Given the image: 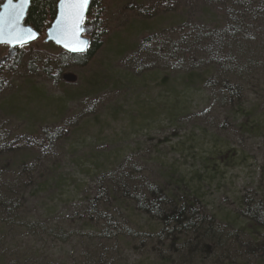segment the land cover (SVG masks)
<instances>
[{
    "label": "rangeland",
    "instance_id": "1",
    "mask_svg": "<svg viewBox=\"0 0 264 264\" xmlns=\"http://www.w3.org/2000/svg\"><path fill=\"white\" fill-rule=\"evenodd\" d=\"M229 2L102 0L97 26L85 17L86 35L97 27L101 46L84 65L45 42V33L5 61L8 45L0 44V66L13 61L0 68V200L11 210L0 223V264H101V224L88 218L89 201L108 184L119 189L117 174L137 186L185 177L202 214L223 227L233 193L264 153L254 139L242 143L238 115L220 101L224 76L211 58ZM208 62L212 82L185 81L186 70ZM68 71L76 83L63 81ZM92 76L97 83L88 84ZM229 145L247 155L243 168L233 161L211 179L194 172L213 146L223 161ZM107 205L121 212V232L142 234L122 239L116 264H221L222 251L207 234L178 239L163 231L148 240L143 233L155 230L154 220L125 201Z\"/></svg>",
    "mask_w": 264,
    "mask_h": 264
},
{
    "label": "trees",
    "instance_id": "2",
    "mask_svg": "<svg viewBox=\"0 0 264 264\" xmlns=\"http://www.w3.org/2000/svg\"><path fill=\"white\" fill-rule=\"evenodd\" d=\"M229 1L226 3L229 10L228 22L218 34L216 33L219 37V49L211 58L214 65L221 66L224 76L219 92L220 101L238 115L234 126L241 135L242 143L245 144V139H254L256 140L254 143H257L255 149L262 153V150L264 151V0ZM56 2L57 0H31L25 22L30 24L39 35H44L46 27L54 17ZM101 8L102 0H90L86 18L95 21L96 26L98 11ZM100 36L96 27L91 33L90 46L86 52L74 54L61 50V53L77 61L79 65H84L99 50ZM18 49L20 50V47ZM6 65L10 67L13 61ZM197 66L200 68L195 70L193 67L186 70L185 81L195 84L212 82L214 74L211 73L213 69H209V62L205 68L199 64ZM68 73L72 72L62 74L63 81L68 84L76 83L77 78L68 80ZM95 78V76L90 77L87 80L88 84L97 83ZM223 127L224 124L220 129ZM213 147L205 156L204 154L201 156L200 165L194 171L198 176L202 174L210 179L216 177L221 167L226 169L233 161L236 165L244 167L247 155L242 151L243 149L229 145L226 158L219 161L218 148ZM256 159L255 172L249 174L251 176L246 185L244 184L246 180H243L240 192L233 193L234 206L228 207L230 209L223 213V227L216 225L215 216L208 217L205 213L202 214L196 199L197 188L193 186L191 180L185 177L175 179L170 174L163 178V181H143L142 186H137L133 178L129 183L122 174H120L122 176L117 174L112 180L121 181L118 183L119 189L112 183L108 184L105 187L106 192L104 190L102 194H95L89 201L93 205L88 218L94 217L101 224V230L99 229V234L95 236L97 247L102 249V254L96 257L97 260L101 264H116V251L122 239L133 240L139 236L131 230L128 233V229L121 232L116 224L121 212L110 209L107 205L112 198L116 203L125 201L132 212L138 211L156 222V231L143 233L148 240L163 235V231H166L164 234L172 231L168 237L173 233L178 239H185L190 234H195L196 237L207 234L216 250L222 251L219 258L221 264H264V153ZM126 180L131 189H128L126 183L125 186L122 183ZM9 207L6 200H0V209H2L0 223L10 221ZM124 215L126 218L121 221L128 222L131 214ZM176 227L178 230L175 229ZM153 255L157 256L155 251ZM131 264H139V262L136 260Z\"/></svg>",
    "mask_w": 264,
    "mask_h": 264
},
{
    "label": "water",
    "instance_id": "3",
    "mask_svg": "<svg viewBox=\"0 0 264 264\" xmlns=\"http://www.w3.org/2000/svg\"><path fill=\"white\" fill-rule=\"evenodd\" d=\"M19 0H12L15 5ZM31 0L24 5L23 11L19 16L18 22L13 18L9 19V12L12 11L10 8H5L8 0H0V14L4 15V21L0 24V44L8 45L9 54L4 57L1 61L9 60L15 51L17 46L26 44L35 40L39 33L28 23L25 22L26 14ZM90 4H88L83 11L82 20L78 28L73 27V21L69 14V10L62 6L61 0L56 2V11L50 24L45 29V42H52L59 46L63 50L69 53H84L90 46V37L85 24V17ZM11 40V43L8 41ZM83 49V50H80ZM73 73H68V80L72 81L76 77Z\"/></svg>",
    "mask_w": 264,
    "mask_h": 264
},
{
    "label": "snow or ice",
    "instance_id": "4",
    "mask_svg": "<svg viewBox=\"0 0 264 264\" xmlns=\"http://www.w3.org/2000/svg\"><path fill=\"white\" fill-rule=\"evenodd\" d=\"M28 2L29 0H19V2L14 5L12 3V0H8V3L5 5V8L12 9V11L8 14L9 19L14 18L18 22L19 16L23 11L24 5ZM61 4L69 10V14L73 21V27L78 28L82 20L83 11L85 10L88 4V0H61ZM3 21L4 15L0 14V24H2ZM0 36H2V32H0ZM8 42L11 43V40H9Z\"/></svg>",
    "mask_w": 264,
    "mask_h": 264
}]
</instances>
